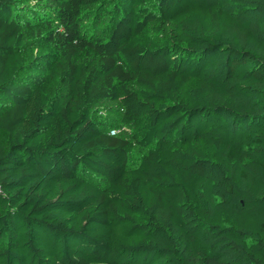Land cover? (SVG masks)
Wrapping results in <instances>:
<instances>
[{"label":"trees","instance_id":"1","mask_svg":"<svg viewBox=\"0 0 264 264\" xmlns=\"http://www.w3.org/2000/svg\"><path fill=\"white\" fill-rule=\"evenodd\" d=\"M104 1L0 0V264H264V0Z\"/></svg>","mask_w":264,"mask_h":264},{"label":"rangeland","instance_id":"2","mask_svg":"<svg viewBox=\"0 0 264 264\" xmlns=\"http://www.w3.org/2000/svg\"><path fill=\"white\" fill-rule=\"evenodd\" d=\"M114 0H105L101 5L93 8L92 10H88L84 15L81 22L83 32L87 35L89 34H101L105 29L106 25L108 24V16L107 12L102 13L105 9L106 5L109 4L108 2H112ZM45 3L47 0H20V5L24 8L26 6H32L36 3ZM119 108L116 102H111L109 100H102L96 104V106L92 109L91 117L95 120V122L99 124H105L106 122L112 121L115 122L116 118L118 117ZM118 125V123L116 124ZM106 128V127H105ZM120 128L118 126L114 130H110V133H120L125 135L129 138V131ZM131 163L136 164L144 153L143 150L140 148L131 145Z\"/></svg>","mask_w":264,"mask_h":264}]
</instances>
